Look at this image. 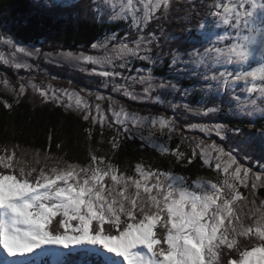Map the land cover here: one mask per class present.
Segmentation results:
<instances>
[{"label":"snow or ice","instance_id":"6c2138e0","mask_svg":"<svg viewBox=\"0 0 264 264\" xmlns=\"http://www.w3.org/2000/svg\"><path fill=\"white\" fill-rule=\"evenodd\" d=\"M73 6L72 0L46 3L50 9ZM201 6L206 8L203 16L195 11V0L185 13L189 21L193 15L199 17L187 37L192 48L177 45L168 53L170 70L197 78L205 98L195 107L162 97L161 92L180 93L184 100L190 88L180 85L178 79L157 77L153 71L163 59V53L155 50L162 48L160 38L165 36L164 23L172 18L173 0H92L93 15L101 24L105 18L124 21L127 30L123 35L108 30L103 39L91 45L102 55L60 53L74 66L81 61L99 65L97 74L105 78V87L111 84L113 92L134 102L167 104L173 110L171 116L142 115L124 106L116 110L113 98L103 95L95 99L106 100L107 107L95 104L94 114L93 106L78 93L27 83L45 100L56 102L67 97L63 106L80 111L85 121L102 129L107 121L117 133L110 141L113 150L119 147L120 133L131 138L139 134L144 146L174 155L177 163L192 164L193 158L199 157L203 165L223 172L224 179L213 182L198 177L189 182L187 176L173 170H146L140 163L135 166L139 179L126 177L118 175L117 166L104 156L95 154H90L85 165L26 170L17 167L20 162L14 159L15 153L0 155V252L4 254L0 264H49L46 257L51 258L50 264H264V198L257 196L258 188H264V154L256 159L254 170L238 160L239 147L226 151L215 141L208 143L193 136L191 155L180 150L188 139L183 135L185 128L226 139L228 126L213 120L225 111V105L234 117L264 119V0H201ZM213 28L220 32L213 33ZM0 41L28 57L42 55L40 48L25 47L11 36L0 35ZM134 61L149 66L135 68ZM14 66L31 68L19 60ZM195 87L191 86L192 90ZM8 90L19 103L26 83L20 82L18 88L9 85ZM4 106L12 107L7 101ZM181 109L212 122L179 124ZM256 119H249L250 127H255ZM154 130L167 140L180 133V144L169 149L156 143ZM230 130L243 132L239 127ZM259 135L264 144V128L259 129ZM246 142L251 140L237 143ZM245 159L252 157L245 155ZM241 187L247 189V196ZM237 202H241L239 206ZM241 237L250 242V250L240 252ZM236 252L242 260L231 258Z\"/></svg>","mask_w":264,"mask_h":264},{"label":"trees","instance_id":"16d2710c","mask_svg":"<svg viewBox=\"0 0 264 264\" xmlns=\"http://www.w3.org/2000/svg\"><path fill=\"white\" fill-rule=\"evenodd\" d=\"M182 1L184 0H173V3L177 2L181 6ZM49 2L51 0H0V31L10 30L17 39L25 44L39 45L50 41L67 49L78 50L91 48L94 42L103 39L108 30L116 31L120 35H123L127 30L124 21L110 22L105 18L106 22L101 24L93 15L92 0H72L74 5L72 8L64 7L62 9L46 7V3ZM57 2H62V0ZM207 2H211V0H207ZM187 3L189 6L193 0H188ZM195 3V11L203 16L206 8L201 6V0H195ZM182 11L185 16L188 7ZM77 13H79L78 16ZM173 19L172 17L163 25L165 32V36L162 37L164 39V41L162 40L164 55H168L172 49V41L167 38L170 36H175L182 44V48H192L193 45L187 40V37L190 29L195 30L199 17L193 15L191 21L186 17H180V20L177 21ZM155 27L156 25L153 24V28ZM211 31L213 33L220 32L215 28ZM195 34L200 40L204 39L201 32L196 31ZM164 61L161 69L155 68L156 75L178 79L180 85L189 87V95L184 100L178 93L177 103L188 102L195 107L198 101L205 98L200 91L197 78L189 77L185 73L184 78L180 80L181 75H171L174 69H169L170 61ZM148 66L146 62L139 61L134 67L147 68ZM193 85L196 86L195 90L191 88ZM224 99L226 100L227 97ZM4 101L10 103L12 107L6 108ZM215 102L219 103V101ZM132 106L134 107V105ZM179 114L184 113L180 112ZM178 117L181 116L178 115ZM213 118H219L220 121L232 128L239 127L248 133V136L243 138L244 140L238 137L241 141L251 140L250 143L246 142L241 146V154L248 155L244 151L248 148L254 149L256 156L264 154V144H262V138L259 135V129L264 128L263 119L255 118V127H250V118L234 117L228 114L227 105H225L224 112ZM101 131L98 128H93L90 122L84 121L80 115L68 112L62 107L48 104L37 105L25 98L16 103L14 97L0 92V147L2 148L16 145L41 152L51 158L63 159L73 165H85L89 162L90 154H95L104 156L107 162L116 165L120 174L133 177L136 176L135 166L138 163L143 164L146 170L150 166H158L162 169L173 168L177 173L185 166L186 161L177 163L175 156L164 155L149 146L145 147L143 142L136 138L117 136L119 147L113 150L110 141L116 134L104 131L101 135ZM177 143L178 141L175 140L173 149L176 148ZM186 145L182 144L180 150L190 156L191 150ZM235 147H239L237 143H235ZM249 156L256 161L254 156ZM182 171L190 176L189 182L198 177L215 180L214 173L206 175L205 171L201 170L198 158H193V163L187 169L184 167ZM259 193L264 195V190L261 189ZM47 259L45 258V260Z\"/></svg>","mask_w":264,"mask_h":264},{"label":"rangeland","instance_id":"374dc122","mask_svg":"<svg viewBox=\"0 0 264 264\" xmlns=\"http://www.w3.org/2000/svg\"><path fill=\"white\" fill-rule=\"evenodd\" d=\"M58 1V0H57ZM188 0L182 1V5L180 6L179 3L174 2L173 3V8H172V17L174 18V21L180 20V17H185L183 15L184 9L188 7ZM92 3V2H91ZM92 7V5H91ZM93 9V7H92ZM94 11V9H93ZM155 24V23H153ZM200 32V31H199ZM0 35L4 36L5 38H9V36L14 37L15 40L20 41L17 39V37L9 30H1ZM212 39H215V36L211 37ZM162 40L164 39L161 37L160 38V43L162 45ZM171 43V48L174 49L176 48V45H180L181 48L183 47L182 44L178 42L177 39L172 40ZM21 42V41H20ZM21 44L25 47L31 48L32 46H35L36 48H40L42 55L40 56H33V57H28L24 53H19L15 52L11 46L6 45L3 43V41H0V56L3 57V59H0V92L14 97L12 92L8 90L9 85L15 86L16 88L19 87L20 82H25L26 83V92L23 96L19 97V100H22L23 98L30 100L31 102L37 104V105H52L54 107H62L64 110L68 112H73L78 115H81V112L78 110H75V108L72 109H67L63 106L64 102H68L67 97H63L62 101H56L53 102L52 100L48 99L45 100L43 97L40 96L39 92H34L33 89L31 88L30 84L27 82L34 83L38 86H41L42 88H48L49 86L51 89H66L70 94L71 93H78L80 96H82L84 99L88 101L90 105L93 106V113L95 114V104L99 103L101 105L102 109H106L107 107V101L102 100V101H97L95 99L96 95H103L105 98L107 97H112L113 100L111 101L113 108L116 110L119 109L120 106H124L126 109H129L131 111H136L139 112L140 114H148V112H151L153 114H163L166 116H171L173 110L165 105H159L155 102H148V101H132L129 98L124 97L121 93H116L111 90L112 86L111 84H108L107 87L104 86L103 81L105 78L99 76L97 73L101 70L99 65H89L85 61L79 62V66H74L72 62H69L67 59L63 58L60 56V53L64 52H73L74 54H79V53H84L85 55H102V52H99L97 50H94L92 48L85 49H67L64 48L63 46L55 45L54 43L50 41L43 42L42 44L40 43L39 45H33V44H25L21 42ZM184 49V48H183ZM155 52H164V48H157ZM186 58V57H185ZM5 60L8 61V64H5ZM25 62L31 65V68H15L14 64L15 62ZM163 60L169 62L170 61V56L164 55L163 53V59L161 62H158L156 66L154 67L153 71L155 73V68L156 69H161L163 67ZM164 61V62H165ZM139 61H134L133 62V67L138 63ZM147 63V62H146ZM92 68H95L96 71L93 72ZM139 68V67H138ZM128 73L125 71V75ZM135 75V72L132 73ZM171 74V73H170ZM175 74V70H173V73L171 75ZM175 75H180V74H175ZM184 75H181L179 79L181 80L184 78ZM159 77L158 75H156ZM23 78V79H22ZM5 81L8 83L6 84ZM200 87V86H199ZM81 89H85V91L81 92ZM91 94H89V91ZM137 90L139 91V87H137ZM62 95L61 93H58ZM162 97H164L166 100H170L173 103H177L178 99V93H171V92H161ZM16 100V97H14ZM71 103L75 105V97H73ZM130 104V105H129ZM134 105V107L132 106ZM225 107V106H224ZM180 112L184 114H179ZM178 115L181 116L178 119L179 124H184L185 122L188 123H210L212 120H209V118L204 117H196L192 113H187L183 109L179 111ZM107 115H111L110 112L107 113ZM83 119V118H82ZM248 119V118H246ZM250 119H255V118H250ZM84 120V119H83ZM213 120L222 122L220 121L219 118H213ZM264 120V119H263ZM85 121V120H84ZM89 122V121H86ZM224 123V122H223ZM93 128L99 129L107 132H114L116 135V130L113 127H109L107 124V121L105 122V125L103 126V129L99 124H93L90 123ZM226 124V123H224ZM229 128V131H227V138L226 139H221L217 137L214 133L210 137H206L203 133L199 132V130H191V129H182L184 137H187L188 139L185 140L183 144H187L186 147H188L190 150L193 147V143L191 142V137L195 136L198 139H205L206 142L210 143L212 141H215L218 145H221L225 148V150H229L231 148H236L235 143H237L239 138L243 139L248 136V133L242 132L241 134H235L233 133L230 129H232L231 126L226 124ZM158 129V125H157ZM101 131V132H102ZM155 131V130H154ZM166 131V130H165ZM147 131H145V136H147ZM118 136L125 137V138H131L130 135H125L123 133H120ZM159 137V139H157ZM239 137V138H238ZM135 139V138H132ZM136 139L141 141L139 138V134H137ZM153 139L155 140L156 143H164L166 144L169 149L174 148V141L177 140L178 143L180 144L181 141V135L180 133H174L173 138L171 140H167L165 137H160L159 131H155V135L153 136ZM244 140V139H243ZM238 144V143H237ZM144 145V144H143ZM243 144H238L240 151H242V146ZM182 146V145H181ZM147 147V146H145ZM151 147V146H149ZM154 149L153 147H151ZM159 151L158 149H154ZM199 151V149H197ZM239 151V154L236 153L238 160L243 163L245 166H251L253 169H257L255 162V159L252 157L251 160L245 159V155L241 154ZM246 154L254 156L256 159L259 158L261 155H254V149L248 148L244 150ZM160 152V151H159ZM15 153L14 159L19 161L20 163L17 165V167H25L26 170H29L32 167L36 168H45L46 170H49L53 166H59L63 167L66 164H70L63 159H57V158H51L48 155H45L41 152L34 151V150H29L25 149L22 147H18L16 145L10 146L8 148H2L0 147V155H11ZM161 153V152H160ZM166 155H170L168 153H162ZM212 155H215L213 152ZM171 156V155H170ZM174 156V155H172ZM199 159V157H196ZM200 161V166L201 170H204L206 175L215 174V180H212L213 182H219L224 179V173L223 172H217L214 168H209L207 165H203L201 160ZM190 164L185 163V169L189 167ZM184 167H182L184 169ZM149 168L155 170L158 169L160 171H168V170H175L173 168L171 169H162L158 166H150ZM179 171L178 174H183L187 176L188 178L190 176L187 175L186 172ZM177 173V172H176ZM119 175L120 173L117 172ZM125 175V174H124ZM127 177V175H125ZM134 178L139 179L138 174ZM107 179V178H106ZM163 180L164 178L161 177ZM152 181L150 180L149 183ZM111 183V181H109ZM264 190V188H258L257 190V196L264 198L263 193L260 194V190ZM134 188H131L130 191H134ZM240 191L242 192L243 195L247 196L248 191L247 189H244L241 187ZM241 202H237V206L240 205ZM241 243L238 245L240 252L245 251V250H250L251 244L249 241H247L245 238L241 237L240 238ZM248 245L246 248L245 246ZM61 251H66L62 250ZM3 253L0 252V257H3ZM232 259H236L237 261H240L243 259V257L240 255L239 252L233 253ZM253 261H255V257L252 258ZM50 257L46 260L50 264Z\"/></svg>","mask_w":264,"mask_h":264}]
</instances>
